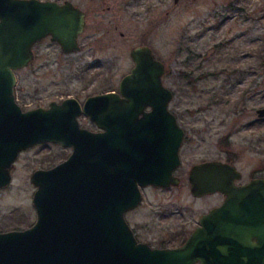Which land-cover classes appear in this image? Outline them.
Masks as SVG:
<instances>
[{"label": "water", "instance_id": "obj_1", "mask_svg": "<svg viewBox=\"0 0 264 264\" xmlns=\"http://www.w3.org/2000/svg\"><path fill=\"white\" fill-rule=\"evenodd\" d=\"M85 14L70 0H0V188L11 180L18 154L55 142L69 154L30 176L35 220L0 231V264H264V176L237 183L228 161L205 160L188 173L193 196L223 198L198 217L176 246L137 240L125 213L142 200L141 188L178 185L184 131L168 104L164 63L146 44L116 90L52 100L23 109L14 93L15 70L34 57L48 36L67 52L79 49ZM264 117V106L256 109ZM85 115L96 130L82 126Z\"/></svg>", "mask_w": 264, "mask_h": 264}, {"label": "rangeland", "instance_id": "obj_2", "mask_svg": "<svg viewBox=\"0 0 264 264\" xmlns=\"http://www.w3.org/2000/svg\"><path fill=\"white\" fill-rule=\"evenodd\" d=\"M62 1V0H60ZM85 11L79 49L65 53L48 36L33 59L15 70L14 93L23 109L52 100L116 90L133 62L129 51L148 45L165 65L162 82L173 92L168 107L186 130L178 185L147 187L125 213L137 240L176 246L221 195L193 196L187 173L204 159L231 161L238 181L264 176V0H71ZM80 124L95 130L85 115ZM55 142L22 150L10 182L0 188V231L35 220L29 176L70 152Z\"/></svg>", "mask_w": 264, "mask_h": 264}, {"label": "flooded vegetation", "instance_id": "obj_3", "mask_svg": "<svg viewBox=\"0 0 264 264\" xmlns=\"http://www.w3.org/2000/svg\"><path fill=\"white\" fill-rule=\"evenodd\" d=\"M56 1H58V2H61L60 0H56ZM63 1V0H62ZM71 1V0H70ZM72 2V1H71ZM73 3V2H72ZM74 5H76L75 3H73ZM76 6H78V5H76ZM79 7V6H78ZM80 8V7H79ZM81 9V8H80ZM83 12H84V14H85V11L83 10V9H81ZM80 35V34H79ZM79 35H78V38H79ZM46 37V36H45ZM77 38V40H78V43H79V39ZM39 41V40H38ZM37 42V41H36ZM35 42V43H36ZM34 43V44H35ZM33 44V45H34ZM80 45V44H79ZM152 50V49H151ZM153 52V51H152ZM154 54V53H153ZM154 57L156 58V59H158L157 58V56H155L154 55ZM158 60H160V59H158ZM161 61V60H160ZM130 70V69H129ZM163 73H165V65H164V72ZM162 75H164V74H162ZM162 78V77H161ZM170 109V108H169ZM172 111V110H171ZM173 112V111H172ZM174 114H175V112H173ZM175 116H176V118H177V115L175 114ZM178 121V120H177ZM82 125V124H81ZM82 126H85V125H82ZM182 128H183V131H184V135H183V138H182V141H181V144H180V146H179V156H180V154H181V152H182V149H183V145H184V140H185V138H186V130L184 129V127L182 126V125H180ZM85 127H87V126H85ZM88 128V127H87ZM90 129V128H89ZM97 129V128H96ZM95 129V130H96ZM91 130H93V129H91ZM205 160H210V159H204V160H201V161H205ZM213 160H220V159H213ZM201 161H199V162H201ZM229 162V161H228ZM231 162V161H230ZM196 163H198V162H196ZM180 164H181V157H180ZM180 164L173 170V174L175 175V176H177L179 179H180V181H181V178L183 177L181 174H178V171H179V168H180ZM193 164H195V163H193ZM192 164V165H193ZM191 165V166H192ZM191 168V167H190ZM190 168H189V170H190ZM189 170H188V173H189ZM188 173H187V180H188ZM243 181H237V183H242ZM245 182V181H244ZM189 183V182H188ZM170 186H172V185H169V186H162V187H159V188H165V187H170ZM147 187H154V186H151V185H149V186H147ZM147 187H143V188H141V191L144 189V188H147ZM189 188H190V184H189ZM210 194H217V195H221V197L223 198V196H222V194H220L219 192H212V193H208V195H210ZM204 195H207V194H204ZM203 195V196H204ZM142 196H143V194H142ZM196 197V196H195ZM220 203V202H219ZM218 203V204H219ZM217 205V204H216ZM216 205H213V206H216ZM212 206V207H213ZM210 209V208H209ZM208 209V210H209ZM202 213H204V212H202ZM201 213V214H202ZM200 214V215H201ZM199 215V216H200ZM197 221H198V219H197ZM197 224V223H196ZM196 224L194 225V227L196 226ZM193 227V228H194ZM191 232V231H190ZM134 235H135V233H134ZM186 237H187V235H186ZM185 237V238H186ZM184 238V239H185ZM184 239H183V241H184ZM181 243H182V241H181ZM196 264H198V263H196Z\"/></svg>", "mask_w": 264, "mask_h": 264}]
</instances>
